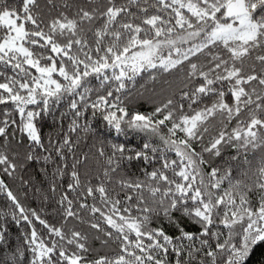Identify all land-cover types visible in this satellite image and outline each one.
<instances>
[{
    "label": "snow or ice",
    "instance_id": "1",
    "mask_svg": "<svg viewBox=\"0 0 264 264\" xmlns=\"http://www.w3.org/2000/svg\"><path fill=\"white\" fill-rule=\"evenodd\" d=\"M164 74L166 87H147ZM138 77L145 83L134 89ZM135 98L150 110H130ZM65 100L67 131L45 144L37 118ZM0 106V195L9 202L0 248L9 249L12 225L22 237L3 264H247L264 244V154L248 158L264 150V0L0 4ZM95 117L144 142L98 138L103 171L93 176L80 171L88 155L77 149L97 136ZM228 149L235 154L216 165ZM134 160L145 164L140 175L129 172ZM29 162L59 197L58 226L3 178L49 200L19 175ZM94 241L118 250L100 255Z\"/></svg>",
    "mask_w": 264,
    "mask_h": 264
},
{
    "label": "trees",
    "instance_id": "2",
    "mask_svg": "<svg viewBox=\"0 0 264 264\" xmlns=\"http://www.w3.org/2000/svg\"><path fill=\"white\" fill-rule=\"evenodd\" d=\"M18 0H0V4H8L13 5L17 3ZM61 0H57V3H60ZM41 6L44 7L45 0H40ZM165 79H169V77L164 74L161 75L158 81L153 85L151 81L148 82L147 87L152 88L155 87L157 91L160 90L161 87H166V85L163 84V81ZM145 83V80L137 78V83L134 85V89H138L140 84ZM67 104L68 101H62L61 104L56 105L55 112L52 114H42L41 117L37 118V126L41 129L42 136L44 138L45 144L48 143V138L50 135L54 134L57 130L63 129L64 131H67L68 124L71 120V115L68 114L67 111ZM4 106H0V111H2ZM8 107H11V105H8ZM30 108H35V106H29ZM128 107L130 110H137V111H147L150 110L151 104L147 99L142 98H135L131 101V103L128 104ZM65 113V117H61V113ZM88 116H91V112L89 111L87 113ZM15 119L19 121L18 114H14ZM92 125L97 129V136L94 137L92 135H84L83 138L79 142V147L77 149L78 155L87 154L88 160L80 165V171L83 173L87 171L89 175H95L98 172L102 173L103 168V158H99L97 156V149L100 147L99 143L97 142V139H104V140H112L116 143H126L127 146L133 147V148H139L140 145L144 142V138L142 136H137L130 134L128 136H119L117 135L114 130L111 128H108L106 126V122H103L99 117H95L91 121ZM12 129L9 128V132H11ZM23 134L17 132L16 137L19 139ZM73 139H76L75 134H73ZM15 143V141H13ZM28 141L25 138L23 141V145H27ZM23 145L20 147V151H23ZM95 145V147H93ZM106 151L107 146H105ZM37 151H41L40 149H37ZM234 151L231 149H228L224 152V154L216 158L215 164L220 165L225 160H227L231 155H234ZM264 154V150L257 149L254 153L250 152L248 154V158L253 161L254 164H257L259 161L260 156ZM42 163V162H41ZM145 167L144 162L141 161H132L131 166L129 168L130 173H134L136 175H140V169ZM233 168L234 172L233 175H236V162H233ZM148 170H151V167H148ZM19 175L23 179H28L29 176L34 178V183L36 186L41 187L43 190H45V194L48 195L49 200L44 201L42 197H37L33 193V189L29 186H21L19 180H12L11 178L4 176L3 178L6 180V182L9 184L10 187L13 188L15 192L20 196L21 200L30 208L34 209H43V217L46 218L50 223H54L57 226L60 223V218L56 213L54 212V208H56L55 200L58 199V196H54V194L50 191H47L49 188V184L47 181V178L43 176L40 173V164L35 162H29L28 166L21 170ZM63 185V187L67 186L68 178L62 177L60 181ZM93 183H95V180H93ZM227 185H225L226 187ZM26 194V195H25ZM88 202L91 203V198L88 199ZM8 201L3 195H0V211L6 210L8 206ZM85 217V219H94V217H90L88 213H82ZM72 223H75L76 226L82 230V231H88L89 225L87 223H80L79 221H74L69 223V227L72 226ZM38 229L40 228L39 225H37ZM222 231H225L223 229V226H219ZM95 235V233H92ZM18 243H22V237L20 230L17 226L12 225L11 231H10V246L9 249H3L0 248V264H3L2 257L7 250L14 249ZM93 247L99 251L100 255L108 254V255H114L115 251L118 250L117 245L110 244L108 247H102L99 241L93 242ZM247 264H264V244L259 245L255 248V250L252 252L249 260L247 261Z\"/></svg>",
    "mask_w": 264,
    "mask_h": 264
}]
</instances>
